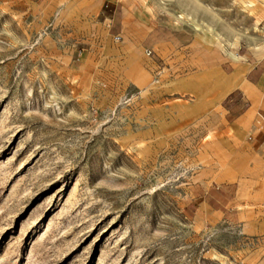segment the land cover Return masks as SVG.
<instances>
[{
	"label": "rangeland",
	"instance_id": "obj_1",
	"mask_svg": "<svg viewBox=\"0 0 264 264\" xmlns=\"http://www.w3.org/2000/svg\"><path fill=\"white\" fill-rule=\"evenodd\" d=\"M123 1L0 0V264H264V160L216 92L264 61V0Z\"/></svg>",
	"mask_w": 264,
	"mask_h": 264
},
{
	"label": "crops",
	"instance_id": "obj_2",
	"mask_svg": "<svg viewBox=\"0 0 264 264\" xmlns=\"http://www.w3.org/2000/svg\"><path fill=\"white\" fill-rule=\"evenodd\" d=\"M41 1L28 0V4L36 7ZM69 1L75 3L77 10H118L125 7L123 0ZM111 18L115 20L114 16ZM243 57L237 52L221 64L222 75L216 88L220 100L219 110L234 137L244 142L248 152H252L251 156L264 160V61L252 58L253 55L249 52ZM228 185L224 183L208 186V190L199 198V212L217 213L215 206L220 204L234 208L236 201L230 198ZM243 215L245 214L238 212L237 219L240 221ZM255 221L246 225L247 233L264 231V224Z\"/></svg>",
	"mask_w": 264,
	"mask_h": 264
},
{
	"label": "bare ground",
	"instance_id": "obj_3",
	"mask_svg": "<svg viewBox=\"0 0 264 264\" xmlns=\"http://www.w3.org/2000/svg\"><path fill=\"white\" fill-rule=\"evenodd\" d=\"M181 20H182V18H181Z\"/></svg>",
	"mask_w": 264,
	"mask_h": 264
}]
</instances>
